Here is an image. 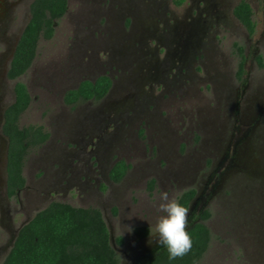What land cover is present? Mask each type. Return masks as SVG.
I'll list each match as a JSON object with an SVG mask.
<instances>
[{
  "label": "rangeland",
  "instance_id": "374dc122",
  "mask_svg": "<svg viewBox=\"0 0 264 264\" xmlns=\"http://www.w3.org/2000/svg\"><path fill=\"white\" fill-rule=\"evenodd\" d=\"M31 1L0 0L5 16L0 26V117L2 109L13 100L15 80L6 76L8 59L30 17ZM67 1V10L56 22L53 36L39 39L34 60L17 79L27 86L31 97L18 119L19 126L38 124L49 136L42 145L28 149L22 168L25 186L10 198L5 193V138L0 133V264L19 227L52 201L98 208L114 239L119 264H134L138 256L159 245L154 232L159 217L164 215L158 210L161 195L168 193L170 199L177 200L189 188L203 195L189 221H198L203 211L209 212L204 223L210 229L211 239L196 264H264V243L253 240L256 231L251 229L252 221H242L248 216L255 221L259 215L260 226L264 220V203L261 204L264 190L259 191L262 185L258 183L264 180V0H245L252 9L251 34L233 15L235 5L243 0H211L216 8L212 9L208 21L215 14L222 18L213 28L206 22L210 38L204 37L201 47V64L205 70L198 71L199 76L192 78L189 86L178 88L175 95L167 84L166 98L160 97V100L151 94L153 98L142 102L134 94L135 88L115 87L109 98L113 106L110 112L108 105H101L100 101L68 105L61 98L67 89L83 79L93 80L103 74L112 78L111 74H116L113 67L121 70L120 54L124 48L119 42L131 43L134 24L128 37L119 39L118 35L124 29V19L131 16L126 8L132 9L133 3ZM192 2L172 0L169 4L179 32L184 21L181 14L186 13ZM106 32H111L117 40L111 48V37L105 36ZM99 35L103 37L102 45H90L89 40L99 39ZM76 38L79 39L75 42ZM82 38L88 39L84 52L80 48L85 46L80 42ZM238 46L242 47L244 59L239 55ZM109 48L111 57L104 51ZM242 62L243 72L238 74ZM116 108L123 110L122 115L133 112L135 116L113 133L111 123L104 127V120ZM92 114L101 115L100 124L95 128L85 122ZM256 143L261 147L259 155L254 151ZM72 146L76 150H70ZM88 146L95 147L98 172H106L110 156L111 161L121 159L132 165L126 179L113 185L114 193L106 189V175L95 174L97 181L93 185L81 182L76 185L78 181L70 178L71 172L83 174L88 170L83 168L90 163ZM234 147L238 152L239 148L244 151L246 170L255 180L246 184L239 180L232 193L230 181L224 184L226 179L221 180L228 172V168L224 169L231 163L227 157L214 174L216 178L212 177L214 184L209 199L208 190L203 187L211 172L205 162H218L226 149L233 153ZM247 147L252 151L248 152ZM238 152L234 157L242 156ZM240 175L241 172L235 174ZM79 191L81 199L77 196ZM48 192L55 194L54 197L50 199ZM247 199L250 201L244 203ZM257 224L254 226L258 227ZM141 225L149 228V234L137 241L133 228ZM118 236L123 239L121 245L115 241Z\"/></svg>",
  "mask_w": 264,
  "mask_h": 264
},
{
  "label": "trees",
  "instance_id": "16d2710c",
  "mask_svg": "<svg viewBox=\"0 0 264 264\" xmlns=\"http://www.w3.org/2000/svg\"><path fill=\"white\" fill-rule=\"evenodd\" d=\"M180 2V1H177ZM67 9V0H32L29 5L30 17L25 24L13 57L9 64L7 77L15 80V99L3 112L2 134L7 138L6 154V194L13 197L23 188L25 178L22 168L29 148L43 144L49 134L41 125L30 124L19 127L18 119L28 107L31 97L26 85L16 80L30 67L36 56L37 43L40 38L50 39L56 22ZM234 15L251 34L254 29L252 10L245 1L234 8ZM242 59V47L238 46ZM261 64L260 57L258 58ZM238 74L243 72V62L238 66ZM110 87L107 76H99L94 81L84 80L65 93L64 102L74 105L86 99H101ZM127 165L123 160L115 163L110 177L118 181ZM152 182H150L151 187ZM194 194L188 189L180 194L177 201L184 207ZM204 211L201 220L208 218ZM187 231L192 240L191 250L183 257L169 259L166 248L153 252L140 264H196L207 250L211 238L208 227L203 222L191 224ZM138 241L149 234L147 226L133 228ZM116 243H123L122 237H116ZM1 264H119V258L109 239V231L102 214L95 207H79L71 204L52 201L22 225L13 244Z\"/></svg>",
  "mask_w": 264,
  "mask_h": 264
},
{
  "label": "flooded vegetation",
  "instance_id": "af4514ba",
  "mask_svg": "<svg viewBox=\"0 0 264 264\" xmlns=\"http://www.w3.org/2000/svg\"><path fill=\"white\" fill-rule=\"evenodd\" d=\"M10 1H14V0H10ZM171 1L172 0H126L125 1L126 3H133L132 4L133 8L130 10H128L129 7L126 8V10L128 11V13H130L131 16L124 19L123 21L124 29L120 31L118 36H119V39H124L125 37H128L129 29L131 25L134 24L133 31L131 32V36H130V38H132L130 39L131 43H126L124 45H121V42H119L120 47L122 46V48H124L122 53L120 54L121 70L117 71V69L113 67L112 70H115L116 74H111L112 78L108 75L103 74L104 76H107L110 79V87L107 90L106 94L101 99L96 100V101H100L101 105H108L107 106L108 112L113 110V106L109 104V98L114 92L115 87L121 88V86L123 87L124 85L125 88L127 86L131 88H135L136 93L134 94L137 96L138 100L142 102H146L147 100L153 97L160 100V97L166 98L164 97L165 96L164 93L165 91H167V86H168L167 84H170V88L173 89V95H175L177 93L176 90L178 88L189 86V84L192 82V78L199 76V73L205 70L203 68V64H201V59L203 58V55H201V51H203L201 47H202V44L204 43V39H205L204 37L210 38L209 33H207L206 22L208 21L209 17L211 18V15L213 14V12L211 11L212 9L216 8V6L214 3L211 2V0H192L193 2L186 9V13L181 14L182 21L183 20L184 21L180 23V32H179L177 27L175 26L176 19L173 15V11L171 7L169 6ZM177 1H180V2H177ZM175 2L182 3L184 2V0H175ZM67 5H68V1H67ZM1 9L2 7L0 5V26L3 24V19L5 17ZM4 10H5V7H4ZM233 15H234V12H233ZM214 17L215 18L213 20L208 21L211 28H213L214 25L218 26L219 21L222 18V17L220 18L217 14H215ZM225 17L226 16H224V19L227 20L228 18L227 17L225 18ZM234 17L236 18L235 15ZM222 21L224 22V20ZM213 22H215V24H213ZM107 35H109V37H111L112 39V40L109 39L110 48H111L113 43L117 40H114V38H112V36L114 35L111 32L110 34L107 33L105 36ZM213 37H215V35H213ZM78 39L79 38H76L75 42L78 41ZM89 41L91 43L90 45H94V46L102 45L103 37L99 35V39H96V40L90 39ZM80 42L85 43V46L80 47L82 51L84 52L87 47L88 39L82 38ZM76 46L77 45H75L74 47ZM15 47L12 50L10 58L8 59V68H9L11 59L13 57ZM110 48L104 50V51H107V55L109 57H111V54L108 53L109 51H111ZM8 68H7V71H8ZM125 70L127 71V73L124 74ZM198 71L199 73H197ZM6 76H7V72H6ZM99 76H102V75H99ZM95 79H93L92 81H94ZM84 80H89V79H83L81 81H84ZM134 82H136L137 86L135 85ZM79 83L77 84V86L79 85ZM77 86L67 89L64 92L63 97L61 99L64 98L65 93L68 90L74 89ZM26 89H27V86H26ZM12 92H13L12 94L13 95L12 102H13L15 99L14 85H13ZM151 94H153V97L151 96ZM132 97H134V95H132ZM87 101H94V99L90 98L86 100H80V101H77L75 104H77L78 102H87ZM6 106L3 108V112ZM122 111L123 110H121L120 108H116L115 111H113L111 114H107V118L104 120V127H106L109 123H111V128H113V131H114L113 133H115L120 128V126L123 127L125 121H129L132 117L135 116L133 112L122 115L120 114ZM100 116L101 115H95V114L89 115L88 117L85 118V122L86 123L90 122L89 126L95 128L97 125L100 124V120H99ZM2 123H3V118L0 121V133L7 140V138L1 132ZM34 125H38V124H34ZM19 127H23V126H19ZM139 128L140 127H138V131H139ZM94 140L95 139L91 140V142H93ZM95 142L97 145V142H99L98 139ZM217 147L220 149V142L217 143ZM260 148L261 147L258 143L254 145L255 154L259 155L261 153ZM74 149L76 150L75 146H72V148H70V150H74ZM239 149L240 150L238 152L235 150V147H234L233 153L228 152V149H226V151L224 152V155L222 156V158H220L218 162H212V160H206L205 163H207V165L210 166L211 173H210V176L208 177V181L205 183V186L203 188L204 190H208L209 199L212 194V191L210 189H212V186L214 184L213 183L214 180L212 181V177L216 178L214 174L216 173V171H218L223 166V162L226 160L227 157H230L231 163L229 164V167H226L224 169L226 170L228 168V172L227 174L224 175V177L221 178V180L226 179L224 184L230 181V190L232 193L234 190V186L237 184V182H239V180L243 181L245 184L249 183L252 180H255L250 176V172L246 170L245 161L242 158L243 155L245 154L244 151L241 148ZM246 149L248 150V152L252 151L251 148L247 147ZM86 150H87L86 153L88 154L87 158L90 163L87 165H84L83 168L87 167L88 170L83 174L78 173V172L77 173L71 172L70 178H73L76 181H78L76 185H79L81 183L93 185L97 181L95 174H99L102 177H105L106 175V178H107L106 189H109V193H114L112 190L113 185L120 183L126 179L128 171L130 170V168H132V165L124 162L127 165V168L125 169L122 177L118 181H114L113 179H111L109 174H110L111 169L115 165V163L120 161L121 159L111 161V156H110V160L106 164V172L105 173H102V171L98 172L99 163L96 162L97 156L93 154L95 152V147L88 146V149ZM236 152H238V154H241L242 156H240V158H238L237 156L234 157ZM6 154H7V146H6ZM232 154L233 156H231ZM6 161H7V158H6ZM241 168L243 170H241ZM5 171H6V166H5ZM186 171L187 169L184 170V172ZM256 171L257 173H259V170H256ZM239 172H241V175L235 176V174H238ZM158 176L159 178L161 177L160 175ZM150 182H152V180ZM258 183L262 185V187L259 189V191L262 193L264 190V187H263L264 180L258 181ZM97 188H99V183L97 184ZM189 189H194V194L191 197L188 203V207H187L188 220L193 216V211L196 209L198 200L203 196V195H199L198 190H196L195 188H189ZM183 192L184 191H182L181 193ZM5 193H6V180H5ZM17 194H18V191H17ZM180 194L177 196V198L180 196ZM54 195L55 194L48 192V197H50V199L53 198ZM77 196L79 197V199L82 198L80 191L77 193ZM40 200L42 202L44 201V199H40ZM247 201H250V200L247 199L243 202L246 203ZM263 203L264 202H262L261 204ZM203 204H205V202H203ZM261 204H259L258 206L262 207ZM263 207H264V204H263ZM194 215H195V212H194ZM199 217L200 219L198 221H193V222L189 221L191 223H189L188 227L195 222L204 223V220L203 221L201 220V216ZM258 219L262 221V217L260 218L259 215L255 219V221L252 220V216H248L246 220L242 219V221L246 222V221L251 220L252 225H253V228L251 229L256 231L254 235L252 236L253 240L255 241L259 240L260 242L264 243V240L261 241V239H264V236H263L264 220H263V225L259 226V222L257 224ZM255 222L258 227L254 226ZM145 237L141 238L140 240L144 239ZM13 238L15 239V237ZM13 238L12 240H14ZM162 248L163 246L161 245L151 248L149 252L138 256L134 264H140L143 260L146 259L147 256L149 255L151 256L153 252H156L157 250H160Z\"/></svg>",
  "mask_w": 264,
  "mask_h": 264
},
{
  "label": "clouds",
  "instance_id": "9594fccd",
  "mask_svg": "<svg viewBox=\"0 0 264 264\" xmlns=\"http://www.w3.org/2000/svg\"><path fill=\"white\" fill-rule=\"evenodd\" d=\"M160 199L158 210L164 215L159 217L154 235L156 243L167 249L169 259L175 260L186 255L192 248V240L187 231L188 209L176 199H170L168 193H163Z\"/></svg>",
  "mask_w": 264,
  "mask_h": 264
},
{
  "label": "water",
  "instance_id": "95a60500",
  "mask_svg": "<svg viewBox=\"0 0 264 264\" xmlns=\"http://www.w3.org/2000/svg\"><path fill=\"white\" fill-rule=\"evenodd\" d=\"M1 114H2L1 119H2V118H3V109H2V113H1ZM0 139H2V138H1V135H0ZM7 144H8V143H7V140L5 139V145L7 146ZM27 222H28V221H27ZM25 223H26V222H25ZM25 223H23L22 225H24ZM22 225H21V226H22ZM21 226H20V227H21ZM20 227H19V228H20ZM18 230H19V229H18ZM17 232H18V231H17ZM109 239H110V243H111L112 247L115 248L114 239H113V237L110 235V232H109ZM149 256H150V255H149ZM149 256H147L146 258H148Z\"/></svg>",
  "mask_w": 264,
  "mask_h": 264
}]
</instances>
